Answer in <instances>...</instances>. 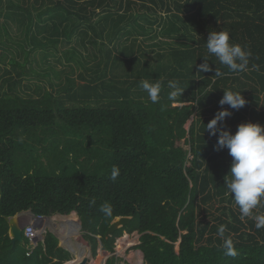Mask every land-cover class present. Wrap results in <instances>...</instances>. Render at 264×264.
Returning <instances> with one entry per match:
<instances>
[{"label": "trees", "instance_id": "trees-1", "mask_svg": "<svg viewBox=\"0 0 264 264\" xmlns=\"http://www.w3.org/2000/svg\"><path fill=\"white\" fill-rule=\"evenodd\" d=\"M1 1L0 18L17 24L25 36L23 43L35 45L38 35L54 30L47 44L56 49L58 44L73 43L64 49V59L79 60L84 70L94 62L90 70L99 84L95 89L86 84L76 91L65 76L66 87L58 91L65 96L46 91L40 98L28 99L12 87L0 95V264H63L70 260L67 251L57 248L58 240L52 234H46L44 243L34 249L25 238L23 243H11L5 219L25 211L42 217L76 213L82 227L88 228L93 257L97 237L102 250L113 254L114 243L126 231L140 234L135 248L143 255L142 264H264V228H256L255 219L242 220L238 206L223 208V219L204 221L199 216L202 205L223 192L231 163L228 150H216L217 136L206 131L214 116L206 117L207 113L218 108L209 106L224 91L243 96L244 89L252 90L250 98L243 96L245 106L234 111L231 132L240 123H258L259 112L252 107L260 102L258 90L255 86L250 89L240 77L264 89V0ZM155 16L169 24L162 35L177 34L182 41L170 51L166 68L158 60L151 73L135 66L124 71L116 64L127 66L129 59L111 56V52L101 54L104 46L99 40L109 38L108 27L112 43L125 34L129 24L145 35L137 19L152 23ZM6 25H1L0 33H6ZM221 30L228 31L230 42L251 51L248 69L233 74L208 56L212 70L197 73L196 66L208 55V33ZM117 51L122 56L131 53L129 49ZM21 54L27 58L24 50ZM14 57L17 55L9 58V64L22 67ZM102 62L105 71L110 66L113 74L133 81L102 80L107 77L100 71ZM170 68L175 78H180L177 70L184 68L196 75L199 86L191 90L193 100L169 99L171 92L165 89L169 74L157 103L141 89L142 80L159 81V72ZM216 70L224 75L214 76ZM45 77L50 74L46 72ZM237 81L239 87H231ZM69 101L72 104L67 105ZM184 102L189 105L175 106ZM218 151L219 156L228 157L227 164H213ZM114 169L118 173L115 180L111 178ZM259 212L253 210L255 216L264 215V201ZM120 217L131 221L105 238L110 224ZM220 225L226 226L225 237L232 240L235 256L225 254L223 239L217 235ZM119 261L108 258L106 264Z\"/></svg>", "mask_w": 264, "mask_h": 264}, {"label": "rangeland", "instance_id": "rangeland-1", "mask_svg": "<svg viewBox=\"0 0 264 264\" xmlns=\"http://www.w3.org/2000/svg\"><path fill=\"white\" fill-rule=\"evenodd\" d=\"M6 1L7 0H2L1 2L6 3ZM9 1L17 2L18 0H9ZM137 13L142 14L143 11H139ZM4 23H7L6 33L5 32L0 33V95L5 92H8V88L12 87L15 93L21 95L24 98H28V99L40 98L43 96L44 92L46 91L53 92L55 94V97H59L60 95L65 96L66 93L62 91L60 94H58V91L66 87L67 82L65 80V76H68V78L72 80V83L74 84V89H76V91H78L79 89L81 90L82 87H86V84H88L92 89H95V87H97V85L99 84L98 79H96L97 75L92 73L90 70V67L92 69V64L94 62L92 63L88 62L90 63V64H87V67L89 69L84 70L83 67L80 65V63L78 64L77 61L79 60L75 59L74 60L75 62L73 61L67 62V60L64 59L63 57L64 49L68 48L71 45H74L73 43L69 45L58 44L56 46L57 50L54 49V46L52 44H47V42L49 41V38L54 35V30L53 31L49 30V33L47 32V33H42L38 35L37 38L39 42L35 45H30L27 42L23 43L25 36L24 34L21 33V30H19L17 24L11 23L10 21L5 22L3 18H0V27ZM123 23H126V20ZM46 24L47 23H45L44 25ZM137 24L142 25L144 27L146 31L145 35L136 33L135 29L138 30V28L134 26L132 27V25L129 24L125 26V29H126L125 34L124 32H122L121 35L117 36L116 38H113L112 43H109V40H108L110 38L109 33L111 30V28L108 27L106 37L107 38L109 37V38L99 40L100 45L102 43V45L104 46L102 48L103 51H101V54L105 55V53L111 52V56H117V57L120 56L127 60L129 59V65L127 66L125 65L126 69H124L125 66L123 65L119 66L116 64L118 68H122L124 71L127 69H132L135 66L136 68L138 67V69L140 70H145V73L147 72L151 73L158 60L160 61V64H162L166 68L167 64L170 62V59H171L170 51L173 48H178V45L182 41L179 40L175 36L177 34H173L172 36H169V37L166 35H162V31L165 30V28H167L169 24L168 22L165 23L164 20L159 19L157 16H155L152 19V23H148L144 19H137ZM48 27H49V24H48ZM48 27H46V29ZM60 38H59V43H60ZM18 43H20V45H18ZM158 43H162V44L159 46H156V44ZM39 44H43V46H40ZM18 46H20L24 50L25 54H28L26 59L24 55L21 54L23 50L19 48ZM125 48L129 49L131 53L129 52L130 54L122 56L120 52H118L117 50H122L126 52L127 49ZM13 54L17 55V57H14V58L16 62L19 63L22 67L14 68L9 64L8 60H10L9 58H11ZM100 58L102 57L100 56ZM25 60H27L26 61L27 64H25ZM171 69L173 70V68H170V70L169 69L164 70V71L161 70V72H159L160 73L159 81L162 83H165L166 78H167L165 75L169 74L171 78L170 77L168 78L165 89L168 88V90L172 92L174 89H170L168 87V82L178 79L179 86L181 87V89H184V91L182 92L181 96L178 95L175 98L182 97L184 98L183 101L185 99H189L190 101L193 100L191 90L195 89L196 91V89L199 86V83H198L199 80L197 79L196 75L191 76L190 74L191 71L189 70V68H184V69L177 70V75H180V78H175L172 76ZM100 71H102L103 74L107 75V77L102 79L104 81H107L108 78L110 77L116 81H123V82L129 81V83L133 81L132 78H128V77L124 78V77L117 76V74H119L118 72L113 74L110 66L105 71L104 62H102ZM129 71L130 70H128V72ZM46 72L50 74V78L45 77ZM55 72L57 73L56 75L54 74ZM240 80L244 83L245 82L248 83L249 84L248 86L250 89L251 87L255 86V88L258 90L256 96L259 97L260 102H258L257 106H252V107H256L259 112L258 113V124H260L261 126H264L263 125V122H264V89H261L258 86V84L254 85L253 83L248 82L244 77H240ZM230 84H231V87H239L238 81L231 82ZM227 87H230V86L228 85ZM37 88H39V91H37ZM244 90L246 91V93L243 94L245 98H250V96L253 95L252 90H249V89H244ZM196 95H198V93H196ZM69 102H67V105L72 104L71 102L70 103ZM91 105L92 106L95 105L93 100L91 102ZM181 105L187 106L189 104L186 102L182 104L175 103V106H181ZM215 105H218V108L216 107L215 112L213 113L211 112L207 113L206 117H210L212 116V114L215 115V113L218 110H220L218 100L215 101V103L213 105H210L209 107L214 108L213 106ZM223 107L228 108L227 105H224ZM229 111L232 112V115L225 119L222 127H224L225 129L229 131H232L234 126L230 125V122L234 116V111H238V110L229 109ZM188 125L189 123L186 125V128H188ZM220 154H221V151H218L217 155L219 158L216 159L213 164H217V163L227 164L228 163V157L219 156ZM222 186L224 187V190L220 195L216 196L217 198L212 199L205 205H202L200 209V215H199L201 220L212 221L213 218L223 219V216H222L224 212V210H222L223 208L237 209V205L235 204L232 195L228 193L225 187V184H222ZM222 200L224 201L222 202ZM262 204H263V201H262ZM259 210H260V207H258L257 209H254V213L256 212L260 214ZM73 213L72 214L70 213V215H76L75 218L78 221L79 225L69 226L67 222H65V224L67 225H65L64 234L66 236L67 235L72 236L74 234L79 236L80 240L88 247L87 249H84V252L82 251V255L85 256L90 253L92 255L91 246L89 244V239L86 237L88 234V231L86 229L88 228L86 226L82 227L80 218L78 217L76 213L74 214ZM254 213H253V217L248 218V220L254 219L255 214H256ZM52 217H53L52 221L58 220V217L56 216H52ZM243 220H246V219H243ZM19 223L22 226L23 225L25 226L24 222L19 221ZM42 228H45V227H42ZM49 231L51 230L47 228L48 233ZM125 238L128 239L129 245L124 246V248L126 249L123 251L122 254L118 253L120 255L119 256L120 261L118 262V264H140L142 261L139 263L135 262L136 260L135 258L138 256V253H139V250H136L135 248L137 245H139L138 240L140 238V234H138L137 232L128 234V232L124 231L122 237L119 238L114 243L115 244L114 252L116 251L120 252L121 247H122V244H121L122 240ZM97 239H98L97 252H96L95 257H93V255L91 256L93 260L92 261L90 260L89 264H98L101 258L105 259L107 256L111 255V253H107L102 250L100 237H97ZM70 241H74V240L71 239ZM59 243L62 246L61 244L62 242L58 240V244ZM58 244H57V248H59ZM79 255L80 254L73 256L70 254L71 260H69L68 262H71L73 260L76 261V258ZM64 264H67V262Z\"/></svg>", "mask_w": 264, "mask_h": 264}, {"label": "clouds", "instance_id": "clouds-1", "mask_svg": "<svg viewBox=\"0 0 264 264\" xmlns=\"http://www.w3.org/2000/svg\"><path fill=\"white\" fill-rule=\"evenodd\" d=\"M206 49L208 55L202 57L203 63L196 66L197 73L212 70L208 63V56H214L221 65L226 66L233 74H239L248 69L252 55L251 51L240 44L230 42L227 30L209 32L206 39ZM223 75L224 73L216 70L214 76L221 77ZM140 87L147 93L152 103L155 104L159 101L162 82L142 80ZM168 87L174 89L170 93L169 99H174L178 95L181 96L184 91V89L179 87L177 81H169ZM218 104L220 110L206 124V131L210 136H217L216 145L214 146L216 150L226 148L228 155L231 157L227 173L229 178L225 180L224 184L239 208L240 218L242 220L252 218L253 210L260 207L262 201H264V126L252 122L240 123L234 133L222 127L225 119L232 115L229 109L239 110L245 106L246 101L241 92L224 91ZM224 105H227L228 108L223 107ZM117 174V170L114 169L111 178L115 180ZM23 215L19 216V218H25V215L28 214ZM33 218L40 219L44 217L34 216ZM254 219L256 228H264V215H256ZM26 228L25 226L23 227V242L24 238L27 239L25 237ZM225 232L226 226L220 225L217 235L223 239L225 254L235 256L236 251L233 242L230 238L225 237ZM27 241L29 242V247L34 249L29 239Z\"/></svg>", "mask_w": 264, "mask_h": 264}, {"label": "bare ground", "instance_id": "bare-ground-1", "mask_svg": "<svg viewBox=\"0 0 264 264\" xmlns=\"http://www.w3.org/2000/svg\"><path fill=\"white\" fill-rule=\"evenodd\" d=\"M55 215H57V214H55ZM55 215H53V216H55ZM25 216H26L25 218L21 217V219H18V220L21 222H24L25 227H30L33 230L34 238L32 239V242H31L33 248H35L38 244H42L44 242L45 236L48 233L47 228L49 230L53 231L56 235H58V237L60 238V241L62 242L61 244L65 245L66 248H68L72 252V255H77L78 252H80L81 249H83L85 247V244L78 240V236L76 234H74L72 236H68V235L66 236L64 234L65 225H67V224L69 226H78L79 225L78 221L75 218L76 215H71L69 217L56 216V217H58V220H56V221H52L53 220L52 216H49V217H51L49 219H44V218L37 219V218L30 217L28 215H25ZM65 222H67V224H65ZM49 223H50V225H49ZM23 227H24V225H23ZM42 227H45V228H42ZM71 239H74L75 242L74 243L71 242L70 241ZM121 244H122V247H121L120 252L116 251L113 254L107 256L105 258L106 260L104 258L100 259L98 264H106L108 258L119 259L120 255L118 253L122 254L123 251L126 249V248H124V246L129 245L128 239L127 238L123 239ZM138 244H139V240H138ZM59 247L61 248L60 244H59ZM135 259H136L135 260L136 263H139L141 261L142 262L140 264L143 263V255L140 251L138 253L137 258H135ZM90 260L92 261L90 254L85 255V256L79 255L76 258V261L73 260L71 262H67V264H82L84 262H85V264L86 263L89 264Z\"/></svg>", "mask_w": 264, "mask_h": 264}, {"label": "water", "instance_id": "water-1", "mask_svg": "<svg viewBox=\"0 0 264 264\" xmlns=\"http://www.w3.org/2000/svg\"><path fill=\"white\" fill-rule=\"evenodd\" d=\"M23 214H28L31 217H34V215L32 213L26 211V212H20V213L16 214L13 217H8V218L5 219L6 223L9 226V233L8 234H9V237L11 239V243L13 245L16 244V243H22L23 242V236H22L23 226L18 221L19 216H21ZM55 216L69 217L71 215L70 214L69 215H59V214H57ZM49 218H51V217H44V219H49ZM130 221H131L130 217H120V218L115 219L110 224V226L108 227L105 237L109 238V236L114 234L115 231H117V230L125 227L126 225H128L130 223ZM49 233L52 234L53 236H55L60 241V238L58 237V235H56L53 231H49ZM61 248H63L65 251H67L68 253H70L72 255V252L68 248H66L65 245L62 244ZM82 264H85V262L82 263Z\"/></svg>", "mask_w": 264, "mask_h": 264}, {"label": "built area", "instance_id": "built-area-1", "mask_svg": "<svg viewBox=\"0 0 264 264\" xmlns=\"http://www.w3.org/2000/svg\"><path fill=\"white\" fill-rule=\"evenodd\" d=\"M25 237L29 239L30 242H32V239L34 238V232L30 227H27L25 230Z\"/></svg>", "mask_w": 264, "mask_h": 264}, {"label": "crops", "instance_id": "crops-1", "mask_svg": "<svg viewBox=\"0 0 264 264\" xmlns=\"http://www.w3.org/2000/svg\"><path fill=\"white\" fill-rule=\"evenodd\" d=\"M73 231V230H72ZM74 240V239H73ZM78 240L80 241V242H82L81 240H80V237L78 236ZM71 242H75V240L74 241H71ZM83 243V242H82ZM60 244V243H59ZM59 244H58V247H59ZM88 247L85 245V247L83 248V249H81V251L80 252H78V254H80L81 256H83L82 255V251L84 252V249H87ZM90 255H91V253H90ZM74 256V255H73ZM92 256V255H91ZM92 258V257H91ZM137 258V257H136ZM101 259H103V258H101ZM92 260H93V258H92ZM68 262V261H67ZM66 263V262H65ZM86 264H88V263H86Z\"/></svg>", "mask_w": 264, "mask_h": 264}]
</instances>
